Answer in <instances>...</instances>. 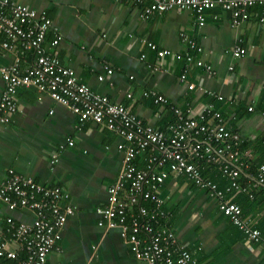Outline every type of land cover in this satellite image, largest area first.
<instances>
[{
    "label": "crops",
    "instance_id": "crops-1",
    "mask_svg": "<svg viewBox=\"0 0 264 264\" xmlns=\"http://www.w3.org/2000/svg\"><path fill=\"white\" fill-rule=\"evenodd\" d=\"M12 1L44 11L51 18L62 39L51 47L49 32L44 46L72 68L80 82L127 106L155 128L166 132L176 117L169 105L144 96L146 89L165 96L172 107L183 111L211 106L220 112L225 125L240 135L242 149L251 152L247 164L239 169L244 190L227 195L264 235V185L256 181L257 167L264 159V118L260 114L264 111V6L251 7L249 19L237 25L217 6L205 12V23L200 26L191 9L174 7L142 18L140 10L150 0ZM181 32L201 47L200 57L211 66L209 71L184 58H160L147 45L151 41L159 48L196 58L195 51L181 40ZM238 46L245 53L236 57L233 51ZM33 57L26 52L21 66ZM12 61V53L0 52V67ZM106 67L112 69L111 74ZM183 71L186 77L181 80ZM189 84L194 87L189 89ZM2 89L0 74V95ZM129 93L132 97L128 98ZM17 105L11 121L0 123V180L12 168L42 184L61 187L68 194L63 202L74 208L44 264H146L134 257L118 228L98 225V208L106 203L107 187L122 163L123 152L117 146L123 138L105 124L80 122L69 108L33 87L19 88ZM250 106L253 110H248ZM150 154L149 149L142 151L135 165L145 167ZM201 171L221 188L229 182L214 165H204ZM159 196L158 208L149 200H141L140 205L159 214L157 227L173 230L197 264H264L260 244L247 241L209 191L185 175L169 174L159 187ZM9 217L16 224H30L34 213L10 210L0 200V232L6 239H10Z\"/></svg>",
    "mask_w": 264,
    "mask_h": 264
},
{
    "label": "built area",
    "instance_id": "built-area-1",
    "mask_svg": "<svg viewBox=\"0 0 264 264\" xmlns=\"http://www.w3.org/2000/svg\"><path fill=\"white\" fill-rule=\"evenodd\" d=\"M255 5L264 6V0H150L141 8L140 15L147 19L174 7L191 9L201 26L206 20L205 12L218 6L228 12L231 22L237 25L249 19V9ZM48 31L53 35L50 46L55 48L62 35L44 11L12 0H0V52L13 55L12 63L0 67L3 80L0 123L10 122L12 114L17 111L19 88L33 87L39 94H46L69 108L80 122L91 120L105 124L123 138L124 142L117 146L123 152L122 163L115 180L107 187L106 203L98 208V225L118 228L134 257L146 264H197L191 253L179 244L173 230L157 227L159 214L140 205L141 200H149L155 207L161 206L159 187L163 181L169 174H183L197 187L209 191L217 200L220 211L243 232L246 240L259 243L264 250V235L252 227L240 205L227 195L230 191L244 190L238 180L239 169L247 164L251 152L241 148L240 135L225 125L220 112L211 106L198 111L190 108L183 111L172 107L165 96L146 89L142 93L144 96L169 105L176 117L166 132L155 128L127 106L93 92L80 82L72 68L63 65L55 54L46 50L44 43ZM180 37L195 51L196 58L190 53H173L159 48L151 41L147 45L160 58H184L186 62L209 71L211 66L200 57L201 47L184 32ZM26 52H32L34 57L31 63L21 66ZM244 53L245 49L239 46L233 51L236 57ZM106 72L111 74L112 69L106 67ZM185 77L186 71H183L180 78L184 80ZM98 78L103 79V75ZM193 87V84L188 85L189 89ZM127 97L132 95L129 93ZM248 110H253L252 106ZM260 114L264 118V111ZM68 144L72 145L73 141L69 140ZM148 149L151 154L145 167L138 168L135 158ZM204 165L218 168L229 180L226 187L221 188L215 181L204 177L201 171ZM256 181L264 185V159L257 167ZM67 197L61 187L42 184L8 169L7 176L0 180V200L10 210L32 211L34 218L30 224H16L11 217L7 218L9 226L6 230L10 239L0 232V264H44L47 254L60 238V229L74 213L73 206L63 202ZM134 205H138L137 211L131 212ZM12 241L16 244L13 245Z\"/></svg>",
    "mask_w": 264,
    "mask_h": 264
},
{
    "label": "trees",
    "instance_id": "trees-1",
    "mask_svg": "<svg viewBox=\"0 0 264 264\" xmlns=\"http://www.w3.org/2000/svg\"><path fill=\"white\" fill-rule=\"evenodd\" d=\"M49 32H51V31H48V32H47V35H48ZM240 144H241V143H240ZM241 148H242V146H241Z\"/></svg>",
    "mask_w": 264,
    "mask_h": 264
}]
</instances>
